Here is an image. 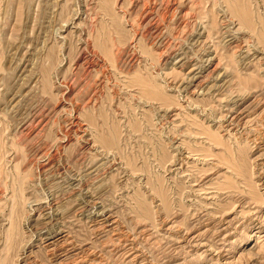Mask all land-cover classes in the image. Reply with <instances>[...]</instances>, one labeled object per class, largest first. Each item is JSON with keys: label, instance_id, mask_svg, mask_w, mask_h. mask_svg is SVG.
Listing matches in <instances>:
<instances>
[{"label": "rangeland", "instance_id": "obj_1", "mask_svg": "<svg viewBox=\"0 0 264 264\" xmlns=\"http://www.w3.org/2000/svg\"><path fill=\"white\" fill-rule=\"evenodd\" d=\"M0 264H264V0H0Z\"/></svg>", "mask_w": 264, "mask_h": 264}, {"label": "bare ground", "instance_id": "obj_2", "mask_svg": "<svg viewBox=\"0 0 264 264\" xmlns=\"http://www.w3.org/2000/svg\"><path fill=\"white\" fill-rule=\"evenodd\" d=\"M11 229H13V228H11ZM15 229V228H14ZM12 234H14V232L12 233ZM47 236V235H46ZM11 237H13L12 235H11ZM56 237V236H55ZM10 238V237H9ZM56 239V238H55ZM12 240H14V239H12ZM11 240V241H12ZM53 241V240H52ZM12 242H14V241H12ZM48 243V242H47ZM54 243V242H53ZM55 244H57V243H55ZM47 246V245H46ZM52 248V247H51Z\"/></svg>", "mask_w": 264, "mask_h": 264}]
</instances>
